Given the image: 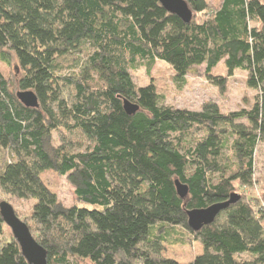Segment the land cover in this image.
<instances>
[{
  "label": "trees",
  "instance_id": "16d2710c",
  "mask_svg": "<svg viewBox=\"0 0 264 264\" xmlns=\"http://www.w3.org/2000/svg\"><path fill=\"white\" fill-rule=\"evenodd\" d=\"M185 1L188 22L158 0H0V60L18 73H0V191L34 201L17 215L47 264H179L162 243L194 241L202 252L187 264H264V205L237 192L254 183L264 144V0ZM157 60L182 85L204 65L220 91V63L228 77L245 70L253 101L228 112L168 105L130 73ZM54 131L82 139L54 145ZM45 170L66 177L75 204L49 190ZM234 193L212 223L188 226L187 210ZM4 226L0 212V264H29Z\"/></svg>",
  "mask_w": 264,
  "mask_h": 264
},
{
  "label": "rangeland",
  "instance_id": "374dc122",
  "mask_svg": "<svg viewBox=\"0 0 264 264\" xmlns=\"http://www.w3.org/2000/svg\"><path fill=\"white\" fill-rule=\"evenodd\" d=\"M213 4H217L219 0H209ZM141 63V62H140ZM204 65L192 68L185 76V83L178 84L175 80L173 69L163 61L157 60L150 70L141 63L137 68L130 69L132 79L136 85L142 86L152 81L156 91L164 97V102L178 108H187L192 110H200L205 102H215L222 112L237 110L242 107H248L255 95V90L246 85L245 70L236 69L231 76H227L223 65L213 71L217 75H225L227 83L225 89H220L210 83L204 73ZM0 73L5 78H10L14 73L13 68L7 66L0 60ZM247 123L245 120H240ZM53 143L58 145L62 140L67 144L76 147L80 136L75 133L54 131ZM1 153V150H0ZM254 183L248 188L237 191L239 194L245 192L249 197H253L257 202L263 204L264 195V144H259L255 151L254 165ZM44 184L50 191L56 194L58 200L66 207H70L76 203V197L73 186L68 182L65 176L57 174L53 170H45L40 175ZM0 200L9 203L16 213L21 217H26L34 201L32 199H19L14 196L4 194L0 191ZM255 200L252 199V202ZM256 203V202H255ZM264 224V220L262 221ZM182 231V230H181ZM177 235V234H175ZM9 230L4 226L2 240L8 239ZM175 236L170 235V239ZM202 252L201 245L194 241L191 245H181L176 243H162L161 256L175 259L179 264H187L197 254ZM85 264H89L87 261Z\"/></svg>",
  "mask_w": 264,
  "mask_h": 264
},
{
  "label": "water",
  "instance_id": "95a60500",
  "mask_svg": "<svg viewBox=\"0 0 264 264\" xmlns=\"http://www.w3.org/2000/svg\"><path fill=\"white\" fill-rule=\"evenodd\" d=\"M168 12L175 14L183 21L188 22L192 18V11L189 9L185 0H158ZM28 98H32L31 92L26 93ZM123 108L127 114H132L138 110V105L125 101ZM177 193L184 196L187 193V187L176 183ZM240 195L232 194L228 200L213 203L203 208H193L187 210V223L193 230H199L203 225L212 223L218 213L228 207L229 204L236 202ZM264 204V195H263ZM0 212L6 225L10 228L14 238L20 245L21 252L29 264H47L46 251L38 244L36 239L31 235L26 223L17 215L14 208L6 201L0 202Z\"/></svg>",
  "mask_w": 264,
  "mask_h": 264
}]
</instances>
